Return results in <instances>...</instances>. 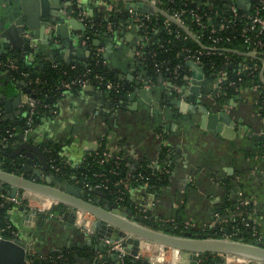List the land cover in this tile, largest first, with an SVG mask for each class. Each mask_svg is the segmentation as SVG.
<instances>
[{"label":"crops","instance_id":"0c3cea01","mask_svg":"<svg viewBox=\"0 0 264 264\" xmlns=\"http://www.w3.org/2000/svg\"><path fill=\"white\" fill-rule=\"evenodd\" d=\"M252 2L243 0V7H251ZM66 10L79 22L77 13L81 12L92 22L104 24L91 46L86 45L88 26L83 22L84 30L68 25L66 35L65 31L59 33L65 37L56 36L57 20L65 17ZM112 13L105 0H0V50H16L28 62L59 59L64 63H84L94 52L124 87L116 96L92 85L63 91L55 102V114L41 117L26 132L20 124L26 93L7 68H0V114L16 136L11 149L23 139L40 144L44 152L43 145L51 142L65 164L77 167L88 153L103 148L123 160L128 210L142 217L148 214L159 226L167 221L182 222L195 232L242 215L256 225L264 242L261 90L246 86L221 101L216 77L203 69L189 70L180 84L164 73L161 78L147 72L145 81L140 52L161 36V29L146 36L128 12ZM19 92L21 101L13 106ZM201 106L225 111L230 121L222 122L221 130L207 128L202 123ZM17 155L22 162L21 154ZM27 158L31 162L23 161L26 167L44 173L39 161ZM163 168L166 172L161 173ZM154 170L158 175L150 183L143 173ZM61 179L74 183L72 178ZM91 196L104 199L94 193ZM32 197L41 210L32 208L28 214L14 205L8 212L15 234L0 231V264H28L30 257L43 261L75 248L85 252L72 251L71 261L66 259L65 264H116L111 259V244L100 245L96 234L71 220V213L56 211L51 199ZM80 217L87 224L85 217ZM83 234L91 236L90 244L84 243ZM90 250L96 255H85Z\"/></svg>","mask_w":264,"mask_h":264},{"label":"trees","instance_id":"16d2710c","mask_svg":"<svg viewBox=\"0 0 264 264\" xmlns=\"http://www.w3.org/2000/svg\"><path fill=\"white\" fill-rule=\"evenodd\" d=\"M234 0H202V4L192 0H157L158 7L162 13H158L156 16H151L148 25V35L152 36L156 29L163 27V20L165 14L177 15L182 25H179L175 21H171L167 28L162 30L161 36L149 46L142 48V52L145 56V69L149 74L155 75L157 67L155 63L162 62L159 69L164 72H171L172 69L179 65L177 68V74L173 77L175 83L180 84L183 82L184 76L188 74L190 70V63L194 58L198 56L200 65L203 70L208 73H216L223 71L225 73V79H222V91L224 94L220 95V100L224 101L226 98L234 96L238 93L234 90L233 86H229L230 81H235V85L238 87H246L256 85L261 90V100L264 98V82L260 78V71L262 68L263 56L256 57L249 56L245 53L257 48L263 51L262 46L254 43L253 33H246L247 20L246 15L255 12L254 6L250 7L247 11L240 8L237 10V15H234L229 9V4ZM258 5L259 2L257 1ZM258 13L264 15V6H258ZM117 12L112 13L115 16ZM165 13V14H164ZM244 14V16H243ZM117 16V15H116ZM198 16L197 21L195 17ZM88 24L94 23L92 28L88 27L86 35L90 40L96 33L103 30L104 24L98 22H92L87 20ZM225 25L224 28H219L220 25ZM186 30L190 31L199 40V43L188 35ZM186 35L185 38L183 36ZM245 36L252 37V40L246 41ZM264 44V34L257 36ZM161 45V46H160ZM203 46L215 45L217 47H224L229 50L221 52L215 51L210 54H204L205 49ZM219 50V49H218ZM234 50V51H233ZM238 52H236V51ZM155 54L152 55L151 53ZM200 52V53H199ZM10 58L13 60V66L9 70V73L19 81L23 80L25 89H29L31 93H34L35 99H37L38 105L33 115V125L41 117L50 115L48 108L43 106L44 103H48L52 108H55V102L61 93L64 91L62 88L63 82H68L75 77H80L83 73L87 74V77L91 80L92 86L98 87V84L94 78L95 75H100L105 80H111L113 83H118V91L124 90L123 85L113 76L112 70L106 63L103 62V58L100 55L92 52L86 62H71L64 63L60 60L56 61H32L28 62L16 50L8 52L5 56L0 55L1 60ZM245 66H254L255 68H245ZM88 70V71H87ZM214 75V74H213ZM264 78V71H263ZM101 87L103 85L101 84ZM73 87L71 90L76 89ZM114 92V91H111ZM110 92V94H111ZM262 114L264 115V108H262ZM21 126H26V116L20 122ZM11 125L4 121L0 116V161L3 168L11 170L12 167L8 166L10 161L9 154L13 141L16 136H13L14 130ZM12 134V135H11ZM264 136L259 140V146L262 152L264 147L262 141ZM44 146V153L49 166V172L55 174L61 178H72V180H78V186L84 191L86 197L92 198L91 191L88 186L100 182L101 179H107V188H103L107 199L111 204H116L115 198L118 196L117 188H122L125 176V165L123 160L116 158L113 155L105 158L102 162L101 158L104 157L103 148L88 153L82 163L77 167H72L60 158L58 154V147L46 143ZM108 153V152H107ZM50 164H54L59 169L55 171L50 168ZM158 175L157 171H153ZM100 173H104L100 176ZM146 179L150 183H154L156 176H152L151 173L144 172ZM3 193L0 191V194ZM124 199L119 201L120 206H129V200L127 191L125 190ZM48 202V201H47ZM15 204L9 201H4L0 196V228L6 224H10L15 228L9 218V210ZM117 205V204H116ZM57 208L61 206L60 203L55 205ZM55 210H59L56 209ZM233 221L217 223L214 228L210 230H204L200 232L193 231L189 226L184 227V224L176 222H165L163 225L154 222L151 218L141 217L140 221L145 224L164 230L169 233L177 235H185L184 232H191V236H215L222 237L223 233L231 234V237L235 240H240L245 243L257 242L260 246L264 247L259 229L254 232L252 230L253 223L249 220H244L242 215H235ZM247 222V224H246ZM168 226L169 228H165ZM199 233V234H197ZM234 233V234H233ZM79 248L62 250L56 252L51 258L47 260H35L33 264H65L66 259L71 261L72 251L79 254L85 252ZM90 250L86 253L87 256L96 255L92 254ZM60 255V257H58ZM222 261V258L215 255L214 252H202L201 260L197 264H218ZM121 264H148L145 259H134L129 255L123 257Z\"/></svg>","mask_w":264,"mask_h":264},{"label":"water","instance_id":"95a60500","mask_svg":"<svg viewBox=\"0 0 264 264\" xmlns=\"http://www.w3.org/2000/svg\"><path fill=\"white\" fill-rule=\"evenodd\" d=\"M238 6L243 10L249 8L243 7V0H237ZM70 5V2H66ZM132 6L138 11L155 13L160 11L155 5H149L145 1L127 2V6ZM71 10H66L65 17H60L58 27L56 29V36L62 38L66 35L65 29L68 25L74 29L84 30V24L79 22ZM66 16L68 18H66ZM65 31V32H64ZM64 32L63 36L59 33ZM71 42V40H68ZM81 44V40H78ZM82 46V44L80 45ZM88 50V49H87ZM3 51V52H2ZM89 52V50H88ZM3 53V54H2ZM8 50H0L1 55H6ZM142 64L141 61H139ZM191 72L200 71L203 68L196 63L191 62ZM7 71H9L7 69ZM148 70H144L142 75H145V81L148 80ZM149 73V72H148ZM162 78V72L158 73ZM170 78V77H168ZM20 83L24 85V81ZM171 85V80L169 82ZM91 86V85H88ZM24 92L30 93L29 89H24ZM31 96H35L31 94ZM132 96V95H131ZM21 93L19 92L14 98L13 106L20 103ZM124 98L127 95L123 96ZM202 123L207 128L221 130L222 122L228 123L230 117L225 111H210L205 106H201ZM28 150V151H26ZM21 154V161L17 160V154ZM27 156L33 157L36 161L41 163L42 170L26 167L23 161L31 162ZM10 161L8 166L11 170H6L0 163V191L11 196L21 192H29L34 195L47 197L56 203L61 204V211L71 213V220H75L79 213H89L94 217V221L90 224V231L100 239V245L106 247L110 243L117 240L124 239L122 245L127 248L131 255L139 253L136 245L140 248L151 249L153 254L162 250L164 247H169L174 252H181L182 257L178 264H196L197 254L200 252H215L221 254L236 255L246 258L249 261H255V264H264V247L260 245L245 243L236 240H229L222 237L215 236H191V235H177L166 232L146 225L144 222L137 220L132 211L119 207L116 204H111L105 199L106 194L100 189H90V191L98 196L104 198L102 201L94 200L86 197L81 187L75 183L61 179L49 172V166L46 155L41 149L40 144L33 143L29 140H17L12 147L9 154ZM32 172L27 174V172ZM21 210L32 213V210L24 205H19ZM85 237L84 243H91V236L83 234ZM152 244H155L154 246ZM103 259L107 260V256ZM111 259L116 264H121L117 252H113ZM107 264V263H105ZM251 264V263H250Z\"/></svg>","mask_w":264,"mask_h":264},{"label":"built area","instance_id":"2783aa9c","mask_svg":"<svg viewBox=\"0 0 264 264\" xmlns=\"http://www.w3.org/2000/svg\"><path fill=\"white\" fill-rule=\"evenodd\" d=\"M105 1L108 3V7H110L112 9V11H114V12H118V11H122V10L123 11L125 10L126 12H128L130 14V16L132 17V19L138 24L139 28L143 32V35H146V36H149L148 35V29H147L148 28L147 23L150 21L151 16H156L160 12L162 13V11L158 7V5H155V4H157V0H123V4L119 0H105ZM136 1H139V2L146 1L147 3H149V5H155V6H157L160 11H156L155 13H149V12L138 11L135 8H133L132 6H129V5L126 7V3L127 2H136ZM257 1L259 2L258 5L256 4ZM197 2L199 3V5L202 4V0H196V3ZM259 5L264 6V0H253V2L251 4V7L254 6L255 12L246 15V20H247L246 33H249V34L250 33H253L254 36H255L254 38H257L253 42L256 43V44H258L259 46H262L263 49H264V44H262V42L259 41L260 39L257 37L260 34H264V15H260L258 13V10L257 9H258V6ZM238 8L242 9L241 7L238 6L237 0L232 1L229 4V9L231 10V12L234 15H237ZM244 11H247V10H244ZM77 16L89 28H92L94 26V23L88 24L87 20H89V19H87V17L85 16V14L79 12V13H77ZM243 16H244V14H243ZM195 19L198 21L199 20V17L196 16ZM171 21H175L179 25H182V23L179 20V18H178L177 15L165 14V18L163 20V27L161 28V34H162V30H164L165 28H167ZM224 27H225V25L221 24L219 28L222 29ZM186 32L188 33L189 36H191L192 38H194L199 43V40L195 37V35L193 33H191L188 30H186ZM185 37H186V35L183 36V38H185ZM244 39L246 41H250V40H252V37L245 36ZM150 43H152V41H149L148 45L145 44L144 47L149 46ZM202 47L205 49L204 54H207V55L210 54V53H213L215 51L221 52V50L222 51L229 50V49H226L224 47H221V48L220 47H217L215 45H210V46H203L202 45ZM236 52H238V51H236ZM140 53H141L140 54V61L142 62V65L144 66V69H145V67H146V64H145V61H144L145 56H144V54H143L142 51ZM94 54H96V53H94ZM151 54L154 55L155 53L152 52ZM245 54H247L249 56H252V57H256V56H259V55H262L263 56L262 65H261L262 68H261V71H260V78L262 80V78H263V71H264V55H263V51L262 50H258L257 48H253L252 50L248 51V53H245ZM96 55H99V54H96ZM103 62L105 63L104 60H103ZM193 62L196 63L198 66H201L200 65V60H199L198 56H196L194 58ZM161 64H162V62L155 63V66L157 67L155 74H158L159 72H162L164 74L169 75V77L172 78V80H173V77L175 78V76L177 74V68H179V65H176L172 69L171 72H167V71L164 72L161 69H159V66H161ZM12 66H13V60H11L10 58H6L5 60H1L0 59V68H7L8 70H10L12 68ZM244 67L245 68H252V67L255 68V65L254 66H245L244 65ZM190 70H191V68H190ZM86 73H83L80 77H75V78H73L72 80H70L68 82H63L62 83V88H64V91L71 90L73 87H84V86L92 85V82L87 77V74ZM212 74H214V76L216 77V79L218 81V87H219V91L218 92H219V94H224L225 92L222 91V84L221 83H222V79H225V73L223 71H218V72L212 73ZM94 78H95L96 82L98 84H100V85H98V87L105 89L109 93L111 91H114V92H111V93H119V91H118V88H119L118 85L119 84L118 83H113L111 80H105L100 75H95ZM101 84L103 85V87H101ZM229 86H233L234 87V90H237L238 92H240L242 90V88H244V87H238V86H236L235 85V81H230L229 82ZM24 89L25 88L23 87V91H24ZM31 94H34V93H31V91H30V93H26V97H25L24 101L22 102V107H23V110H24V116H26V126L24 127V129H25L26 132H28L33 127V115H34L35 109H36V107L38 105V102H39L37 99H35V96L34 97L31 96ZM43 106L45 108H48L49 113L55 114V112H56L55 108H52L48 103H44ZM0 116H1V114H0ZM262 144H263V147H264V139L262 141ZM103 154H104V157L101 158V161L102 162L105 160V158H107V157L110 156V154L107 153V152H104ZM116 158H118V157H116ZM0 163H1V161H0ZM50 168L51 169H54L55 171H58V169H59L54 164H50ZM164 172H166V168H163V170H161V173H164ZM99 175L100 176H103L104 173H100ZM151 175L157 177V175L154 172H152ZM106 182H107V179L104 178V179H101L100 182H96V183L88 186V188H89V190L90 189H100V190L103 191V188H107ZM74 183L76 185H78V180H74ZM125 190L127 191V188L125 187V185H123L122 188H117V194H118V196L115 198L116 204L119 201H122L124 199V197H125L124 196ZM33 195L34 194H31L29 192L17 193L14 196H11V195H8V194H4V193H1L0 194V196L2 197V199L4 201L12 202L15 205H24V206H26L28 204L29 206H27V207H31L33 209L36 208L37 210H41L40 206H38L37 204H34L35 202L32 201V199H34L32 197ZM117 205L119 206V204H117ZM80 214L81 213H79L77 215V217L74 220V222L75 223H78V224H81L83 228H85L87 231H90V224L94 221V217L91 214H89V213H86V212L85 213H82L81 215H83V217H86L85 219L87 221V224H84V221H82V223H80L78 221L79 218H80ZM234 216H232V218L229 219V220L233 221L235 219ZM145 217H147V216H144V218ZM225 222H227V221H225ZM246 224H247V222H246ZM184 227L186 228V227H188V225L187 224H184ZM251 227H252V230L255 232L256 231V225L253 223V225ZM0 231L2 233L3 232H6V233L11 234V235H14L15 234V230H14V228L10 224H6L5 226L1 227L0 228ZM222 238L229 239V240H235V239H233L231 237V234L226 233V232L223 233ZM236 241H240V240H236ZM110 244H109L110 245L109 251L117 252V255H118L121 263H122L123 257L126 256V255H129V256H131L134 259H142L141 258L143 256V253L142 252H140V253H138L136 255H131L119 243L113 242V243H110ZM250 244L260 245L257 242L250 243ZM167 250L170 251L172 249L169 248V247H164L162 250H160V252H162L163 254H166V251ZM172 252H174V251H172ZM174 253L176 255L179 254V256H180L182 254V251L181 252H174ZM201 253L202 252L196 253L197 254L196 255L197 256V258H196V264L201 260ZM214 254L222 258V261L220 263H218V264H250V263L251 264H255V261H249L246 258L239 257V256H236V255L221 254V253H215V252H214ZM58 257H60V255H58ZM35 260H36L35 258L30 257L28 259V261H29L28 264H33ZM52 264H55V262H53Z\"/></svg>","mask_w":264,"mask_h":264},{"label":"rangeland","instance_id":"374dc122","mask_svg":"<svg viewBox=\"0 0 264 264\" xmlns=\"http://www.w3.org/2000/svg\"><path fill=\"white\" fill-rule=\"evenodd\" d=\"M57 203L56 202H54L53 203V207H55L56 209H60L61 208V206H59V208H57L55 205H56ZM117 204H119V207H125V206H120V203H117ZM26 206H29L28 204L26 205ZM29 209H32L31 207H29ZM36 209V208H35ZM125 209H128V208H126L125 207ZM34 212H36L34 209H32ZM57 211V210H56ZM132 212H134L133 214H134V216H135V218L137 219V220H140V217H142V215L141 214H139V213H137L136 211H132ZM139 215H141V216H139ZM157 223V222H156ZM159 224V223H158ZM147 225V224H146ZM184 234L186 235V234H188V235H191L192 233L191 232H184ZM197 234H199V233H197ZM115 242H117V243H119L120 245H122V243L124 242V239H121V240H117V241H115ZM116 244V243H115ZM123 246V245H122ZM137 246V248H138V251H139V253L140 252H142L143 253V256L141 257V258H143V259H145V260H149V261H151V262H161V263H164V264H178V262H179V260L181 259V258H183L182 257V255H180L179 256V254L178 255H176L174 252H172V250H170L169 251V253H168V256L166 255V254H163L162 252H156L155 254H153V252H152V250L151 249H146V248H140L139 247V245H136ZM124 247V246H123ZM125 248V247H124ZM128 252H129V250L127 249V248H125ZM130 253V252H129ZM166 256V257H165ZM148 261V262H149Z\"/></svg>","mask_w":264,"mask_h":264},{"label":"flooded vegetation","instance_id":"af4514ba","mask_svg":"<svg viewBox=\"0 0 264 264\" xmlns=\"http://www.w3.org/2000/svg\"><path fill=\"white\" fill-rule=\"evenodd\" d=\"M95 35H96V34H95ZM95 35H94V36H95ZM89 38H91V37H88V36H87V38H86V39H87V40H86V42H87L86 45H87V46H91L90 43H91L92 41H94V38H95V37H93L91 40H90ZM120 93H121V92H119V93H111V95H112V96H116V95H119Z\"/></svg>","mask_w":264,"mask_h":264},{"label":"bare ground","instance_id":"6f19581e","mask_svg":"<svg viewBox=\"0 0 264 264\" xmlns=\"http://www.w3.org/2000/svg\"><path fill=\"white\" fill-rule=\"evenodd\" d=\"M41 197H43V196H41ZM43 199L45 200V197H43ZM44 206V205H43ZM86 218V217H85ZM78 221H80V222H82V221H84V220H82V218L80 217L79 218V220ZM86 222V221H85ZM87 223V222H86ZM153 246L155 245V244H152Z\"/></svg>","mask_w":264,"mask_h":264}]
</instances>
